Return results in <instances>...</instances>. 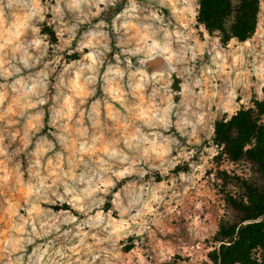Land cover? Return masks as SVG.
I'll list each match as a JSON object with an SVG mask.
<instances>
[{
  "label": "clouds",
  "instance_id": "clouds-1",
  "mask_svg": "<svg viewBox=\"0 0 264 264\" xmlns=\"http://www.w3.org/2000/svg\"><path fill=\"white\" fill-rule=\"evenodd\" d=\"M0 264H264V0H0Z\"/></svg>",
  "mask_w": 264,
  "mask_h": 264
}]
</instances>
